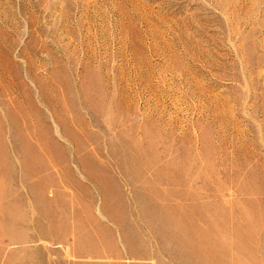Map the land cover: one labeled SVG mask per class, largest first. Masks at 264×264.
I'll use <instances>...</instances> for the list:
<instances>
[{
    "label": "rangeland",
    "instance_id": "rangeland-1",
    "mask_svg": "<svg viewBox=\"0 0 264 264\" xmlns=\"http://www.w3.org/2000/svg\"><path fill=\"white\" fill-rule=\"evenodd\" d=\"M0 264H264V0H0Z\"/></svg>",
    "mask_w": 264,
    "mask_h": 264
}]
</instances>
